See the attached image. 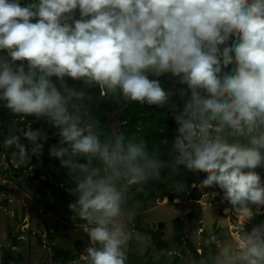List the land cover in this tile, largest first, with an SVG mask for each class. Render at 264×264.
<instances>
[{"label": "trees", "instance_id": "1", "mask_svg": "<svg viewBox=\"0 0 264 264\" xmlns=\"http://www.w3.org/2000/svg\"><path fill=\"white\" fill-rule=\"evenodd\" d=\"M230 1L0 0V152L13 176L76 206L147 209L199 200L215 170L223 178L261 165L262 128H234L231 109L250 66L264 71V0ZM138 11L144 20L129 26ZM253 94L264 101V86ZM189 117L211 125V152L208 133ZM257 119L247 114L248 124ZM12 127L22 129V143H35L16 146ZM136 219L151 243L135 263L179 264L189 250L196 264H217L216 244H200L198 253L179 218L169 239L161 225ZM54 237L47 234L53 260L79 258ZM101 238L104 263L118 264ZM17 244L14 237L0 264L21 262ZM129 256L124 245L121 264ZM82 263L103 261L89 254Z\"/></svg>", "mask_w": 264, "mask_h": 264}, {"label": "rangeland", "instance_id": "2", "mask_svg": "<svg viewBox=\"0 0 264 264\" xmlns=\"http://www.w3.org/2000/svg\"><path fill=\"white\" fill-rule=\"evenodd\" d=\"M218 1H224L226 5L231 3L230 0ZM231 10L235 12V9ZM138 59L139 56L134 66ZM244 76L237 93L240 98L236 97L234 101L239 108L235 104L231 109V113L236 114L231 125L243 131L255 130L259 125L264 136V101L253 94L254 89L264 86V71L250 66ZM241 108L245 112L240 115ZM250 113L258 116L255 123L248 124L247 114ZM110 119L117 132L115 117ZM188 121L197 126L200 133H208L212 145L215 143L211 125L198 122L195 117H189ZM11 133L16 146L22 143V129L12 127ZM26 143L34 144L35 141L28 139L22 146ZM34 185L23 177L15 178L5 154L0 152V187L9 189L0 190V257L16 237L18 244L12 248L22 254L19 264H83L89 254H96L105 264L106 252L101 250L100 244L105 242L101 237L106 236L112 246V260L121 264L119 260L125 245L131 264H137L133 258L144 256L151 243L149 235L136 229V217L140 216L142 225L152 228L161 225L166 239L177 234L174 220L179 218L185 237L197 246L198 253L201 252L200 244L208 241L216 244L219 250L217 264H264V161L259 166L233 171L223 178L222 172L215 170L200 185L202 196L197 201L175 199L168 202L163 199L147 209L140 203H82L76 206L48 192L36 194ZM225 208L227 213H223ZM49 232L55 234L54 244L78 251L79 258L66 263L53 260L48 247ZM77 243L82 244L79 250ZM180 256L179 264H196L189 250Z\"/></svg>", "mask_w": 264, "mask_h": 264}, {"label": "built area", "instance_id": "3", "mask_svg": "<svg viewBox=\"0 0 264 264\" xmlns=\"http://www.w3.org/2000/svg\"><path fill=\"white\" fill-rule=\"evenodd\" d=\"M136 15H133L132 16V19H131V21H130V23H129V25H134L135 23H138V22H140L141 21V18H143V16L141 15L142 14V11H138V12H136L135 13ZM141 16V17H140ZM144 19V18H143ZM143 21V20H142ZM138 40H139V38H137ZM215 136V135H214ZM211 138H209L208 140H207V143H206V145H205V148H206V150L208 151V152H210L211 150ZM223 213H227V209L225 208V209H223Z\"/></svg>", "mask_w": 264, "mask_h": 264}]
</instances>
